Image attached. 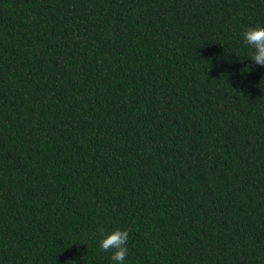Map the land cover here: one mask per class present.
<instances>
[{
	"label": "trees",
	"instance_id": "obj_1",
	"mask_svg": "<svg viewBox=\"0 0 264 264\" xmlns=\"http://www.w3.org/2000/svg\"><path fill=\"white\" fill-rule=\"evenodd\" d=\"M264 0H0V264H264Z\"/></svg>",
	"mask_w": 264,
	"mask_h": 264
},
{
	"label": "clouds",
	"instance_id": "obj_2",
	"mask_svg": "<svg viewBox=\"0 0 264 264\" xmlns=\"http://www.w3.org/2000/svg\"><path fill=\"white\" fill-rule=\"evenodd\" d=\"M242 39L248 48L245 57L251 58L254 65L264 67V24L248 26L242 32ZM96 231L100 235L99 249L110 253L111 264H128L129 230L119 226L107 230L103 225H98Z\"/></svg>",
	"mask_w": 264,
	"mask_h": 264
}]
</instances>
